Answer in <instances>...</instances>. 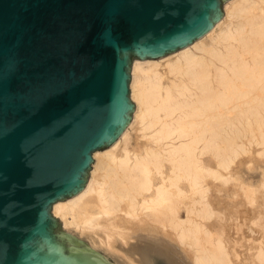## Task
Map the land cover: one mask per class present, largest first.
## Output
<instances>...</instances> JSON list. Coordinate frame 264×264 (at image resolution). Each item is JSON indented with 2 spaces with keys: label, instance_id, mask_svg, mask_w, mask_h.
Masks as SVG:
<instances>
[{
  "label": "bare ground",
  "instance_id": "obj_1",
  "mask_svg": "<svg viewBox=\"0 0 264 264\" xmlns=\"http://www.w3.org/2000/svg\"><path fill=\"white\" fill-rule=\"evenodd\" d=\"M130 87L129 124L52 214L112 264H264V174L253 185L232 169L253 145L264 157V0H231L191 44L134 59ZM135 126L143 140L129 148ZM230 183L235 205L261 208L243 250L220 199Z\"/></svg>",
  "mask_w": 264,
  "mask_h": 264
},
{
  "label": "water",
  "instance_id": "obj_2",
  "mask_svg": "<svg viewBox=\"0 0 264 264\" xmlns=\"http://www.w3.org/2000/svg\"><path fill=\"white\" fill-rule=\"evenodd\" d=\"M226 0H0V264H112L52 214L132 118L133 59L205 35Z\"/></svg>",
  "mask_w": 264,
  "mask_h": 264
},
{
  "label": "rangeland",
  "instance_id": "obj_3",
  "mask_svg": "<svg viewBox=\"0 0 264 264\" xmlns=\"http://www.w3.org/2000/svg\"><path fill=\"white\" fill-rule=\"evenodd\" d=\"M229 1H231V0H226L224 3H223V5H222V9H223V12H224V6H225V4L227 3V2H229ZM134 61V59L132 60V62ZM130 75H131V78H132V64H131V70H130ZM131 78H130V82H129V91H130V99L134 102V100L132 99V97H131V87H130V83H131ZM135 104V103H134ZM137 130V131H136ZM140 132L138 131V129H137V127L135 126V129H132L131 131H130V135H129V139H128V146H129V148H131V147H134V146H136V144L139 142V141H142L143 140V138H141V136H140ZM140 136V137H139ZM260 148V146L259 145H253V146H251V151H252V153H242V154H240L237 158H236V162L233 164V167H232V169H233V171L235 172V174H237L239 177H240V179H242V180H244L245 182H249V183H251V184H253V185H257L258 183H259V180L261 179V175L262 174H264V157H262V156H259L258 154H256V152H257V150ZM234 184L235 183H230V185L228 184L227 185V188H228V190H230L231 188V190L230 191H224V192H222V194L223 193H225V195H223V196H221V203L222 202H228V203H230V208H231V206H233V208H231V209H234L233 210V212L236 210V213H234L233 214V212L231 213V215H233V217H234V215L236 214L237 215V220L235 219V222H238V230H236L235 229V227L234 226H232L231 224H230V226H231V228L233 229H231L230 228V230H231V232H230V234L232 233V235L234 234V233H236L237 232V234H234V236L236 237L235 239H237L238 240V238H239V240L241 239V237L243 238V237H245V238H243V239H241L240 241L238 240V244L240 243V244H243L244 242L243 241H248V243H244L242 246H241V248H242V250H243V248L245 247L244 245H247V244H249V243H253V242H251L252 240H253V237L251 236V234L250 235H246V234H248L249 232V230L247 231V225H248V223H250V221L249 220H252L253 218H254V216H255V213L257 214V215H259L258 213H259V210L261 209L260 207L258 208V207H255V206H253V207H251V209L250 210H248V209H246V207H244V206H242L241 204H239L238 206L237 205H235L236 203H238L239 201H240V197L238 198V196L236 197V195H232V190L234 189ZM225 197V198H224ZM264 199V198H263ZM263 199H260L261 201L260 202H262V201H264ZM263 207H264V205H263ZM262 207V210H260V211H262V212H264V208ZM240 213V214H239ZM264 214V213H263ZM262 214V215H263ZM246 215V216H245ZM251 215V216H250ZM256 215V216H257ZM240 216V217H239ZM244 216H245V218H244ZM251 218L252 216V219H249V217ZM243 217V218H242ZM246 217H248V220H246ZM239 219V220H238ZM245 219V220H244ZM59 220V219H58ZM60 221V220H59ZM246 222V224L247 225H245V222ZM249 221V222H248ZM241 222V223H240ZM230 223H232V221H230ZM243 224V225H242ZM61 227H62V229L65 231V232H67V233H69V234H71V235H73V236H75V237H77V238H79L80 240H82V241H84L87 245H88V240L85 238L84 239V237H80L78 234H76V233H71V231H68V229H66V228H64L63 227V225H62V223H61ZM244 228V229H243ZM244 230V231H243ZM235 231V232H234ZM238 231H240L239 233H242V235L241 234H239L238 233ZM248 232V233H247ZM243 233L245 234V235H243ZM238 234H239V236H238ZM241 235V236H240ZM94 236V238L96 239L98 236L97 235H93ZM95 236H97V237H95ZM247 236V237H246ZM252 237V240H251V237ZM233 237V236H232ZM249 237V238H248ZM245 239V240H244ZM86 240V241H85ZM242 241V242H241ZM239 244V245H240ZM244 246V247H243ZM240 247H238V249L240 250L241 249Z\"/></svg>",
  "mask_w": 264,
  "mask_h": 264
}]
</instances>
